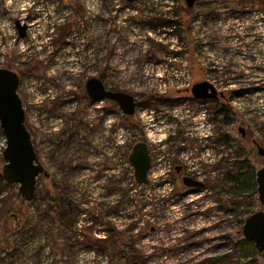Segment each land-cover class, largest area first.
<instances>
[{"label":"rangeland","instance_id":"374dc122","mask_svg":"<svg viewBox=\"0 0 264 264\" xmlns=\"http://www.w3.org/2000/svg\"><path fill=\"white\" fill-rule=\"evenodd\" d=\"M103 1L0 0V66L27 71L19 94L35 149L49 172H59L60 162L68 165V157L83 151L86 130L80 122L101 121L89 141L102 147V166L94 157L89 161L90 171L98 174L102 168V179H91L92 172L74 178L79 185L71 227L64 222L69 216L56 214L52 178H44L41 189L37 185L33 205L21 197L18 185L0 186V239L13 246L0 253V264H123L119 249L132 256L129 264H264L263 251L234 248L245 238L246 219L263 208L254 194L257 186L236 192L225 179L228 172L237 174L243 161L255 178L264 166L258 148H264L263 0H197L191 8L186 0H152L147 16L137 18L164 21L155 31L139 29L131 11L115 17L110 12L116 7ZM16 20L28 25L25 36ZM70 25L68 35L55 43ZM105 53L116 64L105 65ZM39 63L37 75L29 74ZM99 75L107 87L137 97L133 115L110 100L94 106L82 98L72 104V92H83L87 78ZM205 79L216 81L223 95L218 102L192 96L191 86ZM155 95L159 99H151ZM220 105L233 110L229 124L211 121ZM215 131L233 139L229 149L219 144L217 161L204 149L210 142L200 140ZM74 134L76 140L67 144ZM138 141L153 150L147 185L135 181L128 159ZM4 145L2 136V177ZM57 151L65 152L59 161L52 158ZM178 163L197 172L208 187L186 191L181 181L175 183L171 170ZM215 164L217 170L210 172ZM215 175L216 182L210 178ZM19 215L23 223L33 216L37 231L23 235L22 227L15 228ZM87 226L96 239L118 243L86 245L80 229Z\"/></svg>","mask_w":264,"mask_h":264},{"label":"water","instance_id":"95a60500","mask_svg":"<svg viewBox=\"0 0 264 264\" xmlns=\"http://www.w3.org/2000/svg\"><path fill=\"white\" fill-rule=\"evenodd\" d=\"M188 7H193L197 0H186ZM21 36L25 35V25L17 21ZM20 76L9 68L0 66V126L5 138L3 159L5 161L2 175L6 183L18 185L21 197L31 202L36 197L38 177L48 175L39 160L32 134L26 124V110L19 94ZM87 92L94 101L112 100L127 115H133L137 108L135 95L108 89L103 81L92 77L87 81ZM197 99H216L223 96L210 80L195 82L190 88ZM245 136L244 128H240ZM259 154L264 158V148L258 145ZM129 163L133 167L134 178L138 184L149 183V171L152 157L148 143L138 141L129 153ZM187 185L202 186L203 183L190 178L184 179ZM257 192L263 204V210L251 214L243 227L244 237L252 241L256 250L264 252V166L256 173Z\"/></svg>","mask_w":264,"mask_h":264},{"label":"flooded vegetation","instance_id":"af4514ba","mask_svg":"<svg viewBox=\"0 0 264 264\" xmlns=\"http://www.w3.org/2000/svg\"><path fill=\"white\" fill-rule=\"evenodd\" d=\"M166 1V0H165ZM168 1V0H167ZM102 2H104L103 0H102ZM106 2H108L109 3V8L110 9H112L113 7H116V9L115 10H111V12L110 13H114V15H115V17H116V12H118V14H120V15H122V14H124V16L125 17H128L127 15H128V12L129 11H131V13H132V15L134 16V17H136V23L137 24H139L140 25V27H139V29H141L142 31H155V29H156V24L157 23H163L164 21H159V20H148V19H145V18H143V19H138L137 17L138 16H144V17H146L147 16V12H148V10H149V7L153 4V2H152V0H106ZM153 6V5H152ZM108 7V6H107ZM118 8H120L119 10H118ZM105 9H106V7H105ZM82 7L79 5L78 7H77V10H76V13L79 15V14H81L82 12ZM154 12V11H153ZM165 16H167V15H165ZM115 19V18H114ZM17 21H20V20H16V25H17ZM106 21H108L107 19H106ZM110 21H111V19H110ZM20 23L21 24H23V25H25L26 27H25V35L27 34V32H28V25L26 24V23H22L21 21H20ZM69 28L68 29H65L66 30V34H65V36L66 35H68V33L71 31V29L73 28V26L72 25H70V26H68ZM17 28H18V26H17ZM161 28L159 27V30H160ZM63 30V29H62ZM18 31H19V29H18ZM61 32V31H60ZM20 34V33H19ZM24 35V36H25ZM21 36V35H20ZM61 36V34L59 33V34H57V36H56V41H55V43H58V42H60L61 40H63V38L65 37H63V38H61L60 37ZM52 38H54V37H52ZM108 52V49H106V53ZM105 53V58H106V61L104 62L105 63V65H106V63L107 62H109V63H113V62H115V64H116V61H113L112 59H110V58H108L107 57V54ZM110 59V60H109ZM148 59H150V58H146V60H148ZM10 60V59H9ZM2 67H6V68H9V69H12V70H14V71H16L18 74H19V76H20V83H21V81H22V79H23V77H24V75H25V73L27 72L26 70V72L24 71V70H22V69H15V67L13 68V67H11V66H9V65H3ZM39 68H43V65H42V63L40 64H36L30 71H28L29 72V74H32L33 72L36 74L37 73V70L39 69ZM37 75V74H36ZM94 77H97V78H99L101 81H103L102 80V75H99V76H94ZM90 78H92V77H88L87 78V80L85 81V90L83 91V92H77V93H75L74 94V92H72V104H74L73 102L74 101H76V102H78L77 100H81L82 98L83 99H86V101L87 102H89L88 104L89 105H94V106H96V104H97V102H101L100 100L99 101H94V100H92V98L89 96V94H88V92H87V88H86V85H87V81L90 79ZM106 85V84H105ZM107 87V86H106ZM108 89H111V88H109V87H107ZM114 90V89H113ZM117 91V90H116ZM48 95V94H47ZM137 98V97H136ZM197 99V98H196ZM218 99H219V97H217L216 99H199V100H208V101H213V103H215V102H218ZM110 101H112V100H110ZM114 104H116V102L115 101H112ZM70 102H68V104H69ZM221 103V102H220ZM215 111H216V114L215 115H213L212 116V118H211V121L213 122V123H215V124H217L218 122L220 123V121L222 122V120H221V117L223 116V118H224V115H218V111H217V109H215ZM101 114H102V112H101ZM77 114L76 113H73L72 114V119H73V121H76L77 120ZM228 118H230V121H231V119H232V116L231 115H229V117ZM102 119V118H101ZM99 119H97V120H93V122H85V123H83V122H80L78 125H81V124H84V128H85V130H86V137H85V139L83 138L82 139V141H83V143H84V148H83V151L81 152V151H78V154H74L72 157H68L67 158V161H68V165H65L64 163H59L58 164V168H59V170L61 171H59V172H57V173H52V172H49V170H48V168H47V166H46V164H45V162H43V160H42V153H41V151L38 149V152H37V154H38V157H39V160H40V162L42 163V165L44 166V168H45V170L48 172V175H44V174H41L39 177H38V187L41 189V186H42V181L44 180V178L45 179H48V178H52L53 179V184H54V190H55V193H54V196H53V199L52 200H54V202L56 201V200H58V198H59V190H60V188L62 189V188H64L65 189V191L67 190V193H68V195H69V197H70V200H71V202L74 204V205H76V203H75V200H74V194H73V192L75 191V189L74 188H77L78 187V182L74 179L75 177H78L79 176V174H81V173H85V172H88V175L90 174H94V176L91 178V179H96V180H101L102 179V168L100 169V171H99V173L97 174V171L95 170V171H93V170H91L90 171V158L91 157H94L95 159H97L98 161V163L99 164H101V166H102V147H101V145H94V144H92L90 141H89V139H90V135H91V133H92V130L94 129V132L96 131V128L94 127V126H96L98 123H99ZM228 122V124H229V121H227ZM89 123V124H88ZM100 123H101V121H100ZM223 123H224V121H223ZM100 125V124H99ZM94 127V128H93ZM98 128H102V124L100 125V127H98ZM223 135V136H222ZM75 134H74V136H70V138L67 140V144L68 143H70L71 141H72V139H73V141H75L76 139H75ZM220 139H221V141H220ZM200 140H204L205 141V143H209L208 145H209V147H205L204 149H206V150H209V151H212V155H213V158H214V160L215 161H217V158H215V156L218 154V151H219V144L220 145H226L227 146V149H229V148H231V146L233 145V139H232V137L229 135V133H221V134H217L216 135V131L214 132V133H212L211 132V134L210 135H208V134H206V136H205V138H202V139H200ZM197 142H199V140H197ZM65 146V145H64ZM148 146H149V149H150V153H151V157H152V149H151V147H150V144H148ZM212 146V148H210ZM62 149H66V146L65 147H62ZM215 149V152L213 151V150ZM61 153V154H60ZM64 153L65 152H63L62 153V151L61 152H56V154H55V152H54V155H53V160H60L59 158L61 157V158H63V155H64ZM168 155H169V153H168ZM66 161V162H67ZM152 164V163H151ZM205 167V166H204ZM213 167H215V169H216V164L213 166V165H211L210 166V172H213ZM207 168V167H206ZM64 170H69V172H67V171H65V172H67L68 174H67V176H64L63 175V173L64 172H62V171H64ZM204 170H205V168H204ZM217 170V169H216ZM215 170V171H216ZM215 171L213 172V173H215ZM92 172V173H91ZM198 172H200V171H198ZM203 173V171L201 172V174ZM205 173H209V171L208 170H205ZM171 174H172V178H174V181H175V183L179 180V181H181L182 183H183V185L186 187V191L187 190H189V191H200V190H203V189H205V188H207L208 187V182L205 180V179H203L202 178V176H199L198 175V173L197 172H187V167H185V165L183 164V163H178V164H174L173 165V169L171 170ZM233 177L234 176V174H232L231 172H228L227 173V180H228V182H230L231 180H230V178L229 177ZM190 178V179H192V180H195V181H200V182H202L203 183V185L202 186H194V185H187L186 183H185V181H184V179L185 178ZM217 177H219V176H214V177H210V178H212V179H216L215 180V182L218 180V178ZM224 177V176H223ZM226 179V178H225ZM208 181H209V179H208ZM232 182V181H231ZM257 185V184H256ZM255 194H258V198H259V193L256 191V193ZM259 201H260V199H259ZM260 203H261V201H260ZM262 204V203H261ZM263 205V204H262ZM263 210V208L262 209H260V210H258V211H262ZM258 211H256V212H258ZM248 240V239H247ZM250 241V240H249ZM252 242V241H251Z\"/></svg>","mask_w":264,"mask_h":264},{"label":"trees","instance_id":"16d2710c","mask_svg":"<svg viewBox=\"0 0 264 264\" xmlns=\"http://www.w3.org/2000/svg\"><path fill=\"white\" fill-rule=\"evenodd\" d=\"M191 8V7H190ZM260 8L263 10V13H264V0H263V5H261L260 6ZM190 23H191V18L190 17H188V19H187V25L190 27ZM191 29V28H190ZM60 34H61V38H63L64 36H65V34H66V30L65 29H63V30H61V32H60ZM157 97H159L158 95H155V96H152L151 97V99H153V98H156V99H159V98H157ZM155 100V99H154ZM157 101V100H156ZM219 105V104H218ZM216 109H217V111H218V115H224V118H221V120H223V121H225V122H227V121H230V118H228L229 117V115H231V114H233L232 113V108L231 107H229V106H226V105H220V106H217L216 107ZM232 120V119H231ZM2 136H3V134H2V132L0 133V141H1V139H2ZM223 136V135H222ZM241 166H240V168H239V172L237 171V174H234V176L233 177H229L230 178V180L232 181V183H233V186H234V189L236 190V192H239V190L240 191H242V190H244V188L245 187H247L248 189H251V190H253L254 191V188H256V178H255V174H254V169L252 170V169H250V167H245L246 165H245V162L243 161V162H241ZM236 168L235 169H237L238 167L237 166H235ZM238 170V169H237ZM225 178L227 179V176H225ZM0 186H4V187H6V186H9L5 181H4V179H3V177L2 176H0ZM235 186H236V188H235ZM9 187H11V186H9ZM12 189V188H11ZM235 190H234V193H235ZM256 190V189H255ZM11 193H13V190L11 191ZM256 193V192H255ZM254 193V194H255ZM59 198H58V200H56L55 202H57V211H56V214L57 215H59V214H61L62 215V217H64V218H66V217H68L69 216V219H68V221H65L64 220V222H66L68 225H70V227L75 223V220L74 219H76L75 217H76V215H77V213H76V210H77V208H75V206H74V204L71 202V200H70V197H69V195H68V193H67V190L65 191V189L64 188H60V190H59ZM239 198H235L234 200H235V202L236 203H238V204H240L241 202H243V201H241V200H238ZM6 198H4L3 200H1L2 201V203L4 204L5 202H6ZM36 202V197H35V199L33 200V201H31V203L30 204H34ZM54 212V211H53ZM82 212V211H81ZM81 212H79V210H78V213H79V215H80V213ZM49 212H48V209L47 210H45V212H44V214H48ZM38 214H40V213H38ZM73 215V219L72 220H70V215ZM35 215V214H34ZM1 217V216H0ZM19 217V219L17 220V222L15 223V228H21L22 227V234L23 235H25V234H27L28 233V231H33V230H36L37 231V229H36V227H37V224H38V222H32V220H30V219H34V218H36L37 217V214H36V216L34 217V218H28L27 219V221L25 222V223H23L22 221H21V217H20V215L18 216ZM63 218V219H64ZM0 220H1V218H0ZM92 220H95V221H98V219L96 218V217H93L92 218ZM34 224V225H33ZM0 226H1V224H0ZM36 231H34V233L36 232ZM80 231L81 232H84V236L86 237V245H88V246H95V245H99L100 243H104V245H106L107 244V242L109 241V242H111V241H114L113 243H118V240L117 239H109V240H103V242H102V240H99V239H96L95 237H94V235H92V226H87V227H85L84 229H80ZM37 233V232H36ZM53 242H54V240H53ZM85 245V244H84ZM13 248V246H12V244H11V242L7 239V238H2V239H0V253L1 252H6V251H8L9 250V248ZM57 247V241L54 243V245H53V251H54V249ZM234 248L236 249V248H240V249H244V250H246V252H250V251H256V248H255V245H254V243L253 242H251V241H249V240H247L246 238H244L243 240H240L237 244H235L234 245ZM256 253V252H255ZM118 254H119V257H120V259L125 263V264H129L130 262H131V258H132V256L131 255H129V254H127L124 250H122V249H119L118 250ZM226 257V256H225ZM57 259H59V258H57V257H55V260H56V262H58L57 261ZM123 263V264H124ZM108 264H111V262H109Z\"/></svg>","mask_w":264,"mask_h":264},{"label":"built area","instance_id":"2783aa9c","mask_svg":"<svg viewBox=\"0 0 264 264\" xmlns=\"http://www.w3.org/2000/svg\"><path fill=\"white\" fill-rule=\"evenodd\" d=\"M207 80H210L211 82H213L214 84H215V86L217 87V83H216V81H214V80H211V79H207ZM218 88V87H217ZM219 90V89H218ZM207 111V110H206ZM210 119V118H209ZM1 126H0V133H1ZM3 134V133H2ZM210 134H211V132H210ZM210 134H208V135H210ZM3 139H4V142H5V138H4V135H3ZM161 142L163 141V140H160ZM160 144V143H159ZM161 145V144H160ZM5 146V145H4ZM152 153H153V150H152ZM134 173H132V175H133ZM147 187V186H146Z\"/></svg>","mask_w":264,"mask_h":264}]
</instances>
